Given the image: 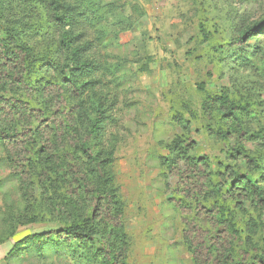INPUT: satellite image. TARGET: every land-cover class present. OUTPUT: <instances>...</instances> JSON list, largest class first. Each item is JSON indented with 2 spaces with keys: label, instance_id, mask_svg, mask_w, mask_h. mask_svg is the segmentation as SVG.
<instances>
[{
  "label": "rangeland",
  "instance_id": "374dc122",
  "mask_svg": "<svg viewBox=\"0 0 264 264\" xmlns=\"http://www.w3.org/2000/svg\"><path fill=\"white\" fill-rule=\"evenodd\" d=\"M51 1L0 0L1 27L14 30L41 59L32 67L30 86L15 88L11 96L32 102L42 115L33 128L39 138L31 133L11 145L0 141V264L100 262L87 248L75 253L74 246L45 237L41 247L34 237L60 228L50 218L54 205L58 209L66 201L59 173L67 163L47 166L48 154L70 150L76 161L74 138L62 134L71 131L74 116L88 131L104 103L113 108L108 146L124 208L127 264H193L175 200L185 180L177 174L184 170L171 174L166 164L176 157L174 143L187 135L197 145L192 155L208 160L216 183L228 180L236 188L232 171L257 180L262 197L249 195L238 216L242 229L259 231L256 243L263 247L264 32L246 44L238 38L241 30L264 19V0H93L94 30L101 40L91 59L101 65L100 83L79 102L59 75L63 29L52 21ZM35 91L48 93L50 101ZM68 114L74 115L70 122ZM61 123L69 130L58 132ZM31 158L36 163L28 166ZM55 193L57 201L51 199ZM217 197L211 201L231 202L230 195ZM188 202L194 214L210 206Z\"/></svg>",
  "mask_w": 264,
  "mask_h": 264
},
{
  "label": "trees",
  "instance_id": "16d2710c",
  "mask_svg": "<svg viewBox=\"0 0 264 264\" xmlns=\"http://www.w3.org/2000/svg\"><path fill=\"white\" fill-rule=\"evenodd\" d=\"M92 1L52 0L49 4L54 25L63 29L58 41L64 56L59 75L65 77L67 91L77 102L89 87L100 83L97 77L101 65L97 59H91L101 40L97 30H94L98 17L92 11ZM93 32L96 37L91 39ZM262 32L264 19L241 30L238 40L246 44ZM40 61L41 59L17 37L14 30L7 31L0 25V141L5 145L26 139L33 133V128L42 116L37 109H32V102L22 96H11L15 88L22 90L21 87L26 83L30 86L32 67L37 66ZM34 94L41 95L43 99L48 98L49 101L51 99L45 92L35 91ZM112 110V106L107 103L100 105L88 131L82 126L80 116L67 115L69 122L74 116L70 124L71 131L62 135L74 138L79 158L73 160V154L68 149L63 153L60 150L56 156L48 154V160H45L47 166L51 163H67V167L61 168L59 173L60 181L66 185L63 191L66 201L58 209L57 205H54L55 216L52 218L51 214L50 218V221L58 223L60 228L35 236L34 239L41 247L43 243L40 240L44 237L50 243L57 240L68 247L74 246L75 253L87 248L100 260L98 264H127L126 228L122 219L124 208L112 172L114 154L108 146V128L114 122ZM67 125L68 123H61L57 131L69 130ZM32 135V138H39L35 132ZM223 136L229 137V134ZM91 139L101 150L100 153L95 152ZM196 149L195 141L187 135L174 143V162L166 160L168 173L173 174L175 170L180 172L181 168L184 170L177 174H181V178L185 180L182 188L178 190L179 197L176 196L175 200L180 203L179 211L184 215L183 233L185 243L192 254V263L264 264V245L259 247L256 243L259 231L256 233L255 230L242 229L238 216L239 211H244L243 205L248 201L249 195L253 198L262 197L259 183L251 175L238 174L235 171H232L231 175L238 177L236 188L228 183V180L223 182L224 185L216 183L217 173L208 160L192 155ZM37 155L39 152L35 153V156ZM29 161L28 166L36 163L32 158ZM202 167L204 172L200 175ZM223 169L228 171L227 166H223ZM225 194L231 196V202L223 201L219 204L218 200H213L214 203L211 201L215 195H218V199ZM236 194L237 198L234 197ZM56 195L58 193L51 195V199L57 201ZM192 200H195L196 205L206 201L210 206L202 207L194 214V209L188 202ZM232 201H235L234 207ZM15 250L14 247L9 256L13 255ZM91 257L88 256L89 261Z\"/></svg>",
  "mask_w": 264,
  "mask_h": 264
}]
</instances>
